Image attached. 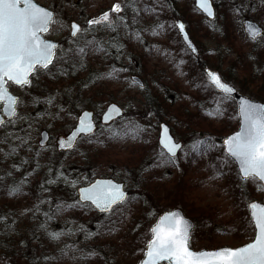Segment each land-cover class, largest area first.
Instances as JSON below:
<instances>
[{
  "label": "rangeland",
  "instance_id": "rangeland-1",
  "mask_svg": "<svg viewBox=\"0 0 264 264\" xmlns=\"http://www.w3.org/2000/svg\"><path fill=\"white\" fill-rule=\"evenodd\" d=\"M37 1L53 9L55 19L63 22L53 24L47 37L62 41L60 54L67 53V62H57L48 74L42 72L33 79L31 87L10 86L20 96L22 104L18 112L25 119L0 129V140L5 141L0 143L2 173L14 174L18 165L29 160L40 173H44L39 179L47 177L48 185L46 181L44 185L53 187L48 193L64 192L67 199L72 196L70 191L76 196L79 186L97 177L123 181L129 190V200L121 211L108 216L116 220L117 231L124 236L133 228V222L142 223L143 214H147L148 219L152 218V223L155 221L157 214H154L152 205L163 210H184L186 206L196 214L202 209L212 212L214 204L221 216L216 226L220 229V223L225 222L224 229L230 231V227L236 225L245 213L241 206L234 205L236 182L234 178L227 177L229 170H234L237 176L238 173L235 165L228 162L221 165L224 172L219 177L214 168L213 172L209 170L208 165L211 158L223 160L222 147L216 143L214 135L223 137L238 127L237 107L234 100L225 98L208 85L197 63L218 70L242 94L264 102V34L257 41H252L243 29L245 19H253L264 27V0H213L217 14L211 21L195 8L194 0H134V3L128 0L129 6L120 13L125 20L118 22L116 31L94 26L86 36L79 38L80 46H84L86 40L96 42L86 47L88 55L84 58H87L89 67L86 66L85 70L76 66L70 69L72 53L68 50L77 46V38L70 36L71 22L87 27L89 19L98 18L105 11L110 12L114 4L123 3V0ZM133 8H138L139 13ZM146 8L152 11H145ZM174 8L177 13L173 12ZM116 15L111 13L113 19ZM177 18L185 23L200 50L201 57L196 64L176 31L174 21ZM97 44L102 45L105 51H98ZM169 50L171 57L161 54ZM140 66L143 67L139 70ZM144 68L147 73L143 72ZM133 75H139L146 87L134 83ZM148 91L153 96L152 100L155 98L160 102L165 98V104L174 108L183 105L188 109L184 108L178 117L166 114L161 108L159 110L162 104H148ZM49 97L54 98L52 104L47 103ZM110 103L122 106L126 114L109 126L99 124L96 133L81 139L72 151L57 154V140L71 130L83 110L93 111L100 121L102 112ZM162 121L167 122L175 137L184 143L176 165L168 162L165 155L160 156L158 125ZM135 125L144 129L137 139L131 136L110 139L108 129L121 130ZM43 130H48L50 140L41 146L39 141ZM197 141L214 144L215 147L206 155H196L192 147ZM12 148L16 151L6 155ZM192 159L191 163L188 162ZM190 179L194 180V185H190ZM247 182L252 193H247L248 201L264 202V190H258L257 182L251 180L242 181L244 190ZM58 185L62 186L61 191L60 187L55 188ZM138 194L145 197L148 209L142 205L140 199L143 198ZM84 212L91 213L90 210ZM210 216L213 217L214 212ZM199 221L202 223L198 239L193 243L192 238L190 243L196 250L224 245L234 247L253 238V235H248L242 241H234L229 234L221 235L214 237L213 247H206L209 237L205 227L207 219L201 217ZM139 226L143 227L142 224ZM145 245L140 253L126 257L125 262L138 264ZM46 260L44 264H52Z\"/></svg>",
  "mask_w": 264,
  "mask_h": 264
},
{
  "label": "snow or ice",
  "instance_id": "snow-or-ice-1",
  "mask_svg": "<svg viewBox=\"0 0 264 264\" xmlns=\"http://www.w3.org/2000/svg\"><path fill=\"white\" fill-rule=\"evenodd\" d=\"M197 5L208 17L214 16L210 0H197ZM128 6V0L116 3L110 12L105 11L98 18L89 19L87 27L84 28L73 22L70 25L71 36L77 38L75 41L77 46L75 49H69L68 52L82 59L86 55V47L96 42L86 40L85 45L80 46L79 38L86 36L94 26H102L116 31L118 22L123 23L125 20V17L120 13ZM133 10L137 14L140 11L138 8H133ZM145 11H152V9L146 8ZM111 13L117 14L115 19L112 18ZM55 16L54 11L39 6L34 0H0V111L3 113L0 115V128H6L8 124L15 125L18 120L25 119L18 112L22 101L9 91L10 83L21 88L31 87L33 79L38 78L42 72L48 74L57 62H67V53L59 54L58 45L45 38V34L50 31L53 24L63 23L57 21ZM176 27L183 34V39L188 47L195 52L196 49L185 32V25L180 23ZM246 31L253 41L262 35L261 30L251 23L246 25ZM97 50L105 51L100 44H97ZM115 71L113 69V72ZM108 75L111 76L112 73ZM207 76L211 85L223 93L225 98L231 97L235 92V88L223 82L217 73L209 71ZM53 100V97H49L47 103L52 104ZM120 112L121 109L112 104L103 113V120L105 123L114 120L116 116L120 115ZM239 114L242 119L240 130L224 141L226 151L225 159L221 161V165L227 164L228 159L231 158L239 165L240 178L243 181L257 182L258 190H264V104L241 99ZM5 116L7 120L4 118ZM78 119L79 124L71 136L66 140L59 141L60 148H72L81 133L86 136L94 134L96 125L91 112L84 111ZM108 131L110 139H123L128 136L137 139L144 129L135 125L133 127L125 126L121 130L110 128ZM168 132V128L163 127L160 143L166 150L168 162L176 165L177 153L182 146L174 142ZM3 142L5 141L0 140V143ZM89 142L92 141L89 140ZM214 147V144L197 141L192 147V152L203 156L212 151ZM15 151L16 149L12 148L11 152L6 155H11ZM164 155V152L160 153L161 157ZM48 182L54 183L55 181ZM73 187H75L74 182ZM20 191L21 188L17 186L10 190L9 195L14 196ZM128 200L129 197L121 184L114 183L112 180H97L88 187L81 188L76 204H68L67 208H73L77 204L82 205L83 202H91L100 213L112 214L121 211L122 206ZM248 208L251 216L250 224L255 232L251 242L236 248L225 246L214 251L199 252L190 248V229L192 227L190 223L179 211L166 213L151 228L152 238L147 245L146 259L141 261V264H163V262L166 264H264V205L251 202ZM62 211H64V207L58 205L57 214ZM4 219V217H0V221ZM40 227L47 232L46 225L42 224ZM68 234L72 235L73 233L69 230ZM48 235L53 240H59L64 233L49 232ZM91 235L89 234V237ZM95 255L97 253L91 251L84 258L87 259Z\"/></svg>",
  "mask_w": 264,
  "mask_h": 264
},
{
  "label": "trees",
  "instance_id": "trees-1",
  "mask_svg": "<svg viewBox=\"0 0 264 264\" xmlns=\"http://www.w3.org/2000/svg\"><path fill=\"white\" fill-rule=\"evenodd\" d=\"M173 12L177 13L176 8H174ZM161 54L171 57V50ZM69 59L70 69L75 66L77 69H86L87 58L83 57L81 59V57L72 54ZM200 65L201 67L204 66V64ZM142 67L140 66L139 70ZM143 72L147 73L145 68ZM149 93V91L146 93L148 104L150 106L158 103L162 104L159 110L162 109L161 111L166 114L178 117L177 115H181L183 113L182 110L186 108L183 105L174 108L173 105L165 104V98L160 100V102H157L155 98L152 100L153 96H150ZM172 109H176V111H172ZM214 137L217 140L216 143L221 146L222 136L217 134ZM221 152V158L224 160L225 154L223 151ZM57 154L61 155L62 153ZM192 161L193 159L188 160L190 163ZM20 162L22 161L20 160ZM228 162L232 164L230 159H228ZM29 166L31 167L29 168ZM17 167L14 174L2 173L0 169V178H2L0 179V217L5 218L0 221V264H44L46 259L52 264H127V261L125 262L124 260L126 257H132L134 254L140 253L144 248V244L150 236L149 228L152 224V218L148 219L147 214L142 215V220H140L142 223L133 222V228L124 236L122 235L123 233L120 234L117 231L118 224L116 220L111 219L108 214L96 213L88 204H77L73 208H67L68 204H76L77 196H75L73 191H70L72 194L70 199H67L64 192L54 195L50 192L48 193L53 187L44 185L45 181L47 184V177L43 176L39 179V176L44 173H40L39 168L29 163V160L23 161ZM51 168L50 173L52 174L53 167ZM208 168L212 172L214 168L216 170L215 173L219 177L223 175H221V172L223 173L224 169L221 168L219 158H211ZM15 174L16 177L14 176ZM227 177L235 179L237 185L235 184L233 190L234 205L241 206L245 213L237 220L238 223L236 225L230 227L229 231L224 229L226 227L225 222H222L224 225L219 222L221 225L220 229L216 226V222L219 221L221 216L217 212L219 209L214 204L213 217L210 216L212 212L204 209L200 210L196 215L193 210L186 206L185 208L183 207L185 212L192 216L196 222L193 243L198 239V229L202 223L199 221L201 217L207 219L205 227L209 237H207L206 247H213L211 243L216 241L214 237L217 236H227L229 234L232 236V240L242 241L248 235L253 234L254 229L250 224L247 209L249 202L247 193L249 195L252 194L251 187H249L247 182V188L244 190L243 183L234 170L233 172L229 170ZM193 182L194 180L190 179V185H194L192 184ZM17 186L21 188V191L14 196L9 195L10 190ZM58 187H60L61 191L62 186L58 185L55 188ZM138 195L143 198L140 199L142 205L148 209L149 206L148 203L146 204L145 197L141 194ZM58 205L64 207V211L59 214H57ZM232 207L234 208L235 206ZM152 208L154 209V214L157 215L164 211L162 207H156L155 205H152ZM89 210L91 213L84 212ZM42 224L46 225L47 232L40 227ZM140 224L143 227L138 228ZM69 230L73 233L72 235L68 234ZM49 232H59L64 233V235L59 240H53L49 237ZM89 234L92 235L89 237ZM91 251H95L97 255L85 259L84 257Z\"/></svg>",
  "mask_w": 264,
  "mask_h": 264
},
{
  "label": "water",
  "instance_id": "water-1",
  "mask_svg": "<svg viewBox=\"0 0 264 264\" xmlns=\"http://www.w3.org/2000/svg\"><path fill=\"white\" fill-rule=\"evenodd\" d=\"M34 2L37 3V4H38L39 6H41V7H45L44 5H42L41 3H39V2L36 1V0H34ZM210 2H211L212 7H213V12H214V16H213V17H208L207 14H206L202 9H200V8L198 7V5H197V0H195V6H196V7H197L202 13H204L208 19L213 20V19L216 17V10H215V7H214V4H213L212 0H210ZM45 8H48V7H45ZM48 9H49V10H52V9H50V8H48ZM52 11H54V10H52ZM72 23H73V22H72ZM180 23H183L180 19H177V20L175 21V24H176V25H178V24H180ZM249 23H251L252 25H254L255 27H257L258 29H260V30H261V33H263V28H262L257 22H255V21H253V20H250V19H247V20L244 21V29H245V31H246V25L249 24ZM183 24H184V23H183ZM177 29H178V27H177ZM178 31H179V29H178ZM185 32L188 34L189 39H190V41H191L193 47L196 49L195 52H193V51L191 50L192 53L198 56V55H199L198 49H197V47L195 46V44L193 43V41H192V39H191V37H190V35H189V33H188L186 27H185ZM246 33H247V31H246ZM179 34H180V36H181L182 39H183V34L180 33V32H179ZM247 34H248V33H247ZM248 36H249V35H248ZM249 37H250V36H249ZM48 40L51 41V42L56 43V44L58 45V47L60 46V42H59V41H55V40H52V39H48ZM183 41H184V39H183ZM184 43H185L186 46L188 47V44H187L185 41H184ZM188 48H189V47H188ZM190 49H191V48H190ZM209 71H211V72H215V73H217V74L221 77V75H220L219 72H217V71H213V70H211V69L206 68L204 72H205L206 78H207V80H208L209 83H210V81H209L208 76H207V73H208ZM132 79H133L134 82H136V83L139 84L140 86H141V85L144 86V82L140 79L139 76L134 75V76L132 77ZM221 79H222V77H221ZM222 81L225 82V83H227L229 86L234 87L232 84H230V83L224 81L223 79H222ZM210 84H211V83H210ZM234 88H235V87H234ZM215 89H216V88H215ZM216 90H217V89H216ZM9 91H10L12 94H14L10 89H9ZM217 91H219V90H217ZM219 92H220V91H219ZM222 94H223V93H222ZM14 95H15L16 97L19 98L18 95H16V94H14ZM232 97H234L235 100H236V102H237V111H238V116H239V128H238L235 132H233V133H231V134H229V135H227L226 137L223 138V140H222V145H223V148H224V152L226 151V149H225V145H224V141H225L229 136H232V135H234L236 132H238V131L240 130V127H241V124H242V119H241L240 114H239V103H240V100H241V99H247V100H250V101L253 102V103L264 104V103H262V102H260V101H255V100L251 99L250 97H247V96H245V95H242V94L238 93V91H237L236 88H235V92L232 94ZM112 104L117 105V107L121 109L120 115H119V116H116L115 119H114V120H116V119H118L119 117H121V116L124 114V110H123V108H122L120 105H118V104H116V103H110V104L107 106V108L104 110V112H105V111H106V110H107ZM84 111H89V110H84ZM84 111H83V112H84ZM83 112H82V113H83ZM89 112H91V113L93 114L92 111H89ZM104 112H103V113H104ZM82 113H81L80 115H82ZM103 113H102V116H101V121H102L103 124H109V123H111V122L114 121V120H111V121H108L107 123H105V121L103 120ZM0 115H3L2 111H0ZM4 118L7 119L6 116H5ZM78 118H79V117H78ZM93 119H94V115H93ZM94 122H95V120H94ZM78 124H79V119L77 120V123H76L75 127L72 128L71 131H70L66 136L61 137V138L58 139V141H57V149H58V151H68V150L72 149V148L75 146V144H76L77 140L79 139V137H80L81 135H85L84 133H81L80 136L77 137V140L75 141L74 146H73L72 148H60V147H59V141H60L61 139H65V140H66L67 138H69V137L71 136V133L75 130L76 126H78ZM95 125H96V126H95V128H94V132H95V130H96V128H97V124H96V122H95ZM163 127H167V128H168V130H169L168 134L173 138V141H174V142L179 143L181 146H183L182 142H180V141H176V139L174 138V136H173L172 133H171V129H170V127L168 126V124H166L165 122H162V123L160 124V132H159L158 143H159V145L161 146V148H162L165 152H166V150L163 148V146H162L161 143H160L161 136L163 135ZM85 136H86V135H85ZM49 139H50V134H49L48 130H43V131L41 132V139H40V141H39V144H40L41 146H43V145H45V144L49 141ZM179 152H180V151H178L177 155L179 154ZM233 162L235 163L236 168H237L238 173H239V165H238L234 160H233ZM239 175H240V173H239ZM97 180H112L114 183H118V184H121L122 186H124V190L126 191L127 195L129 194V191L125 188V184H124L123 182H119V181H117L116 179L111 178V177H98V178H95V179H94L92 182H90L89 184L82 185V186L78 187V189H77V196H78V199H79V190H80L81 188L88 187L90 184L96 182ZM251 202H255V203H259V204H261V205H264L263 202H260V201H258V200H252ZM251 202H249V203H251ZM87 203L90 204V205H92L91 202H83V204H87ZM248 205H249V204H248ZM92 206L94 207V205H92ZM94 208H95V207H94ZM248 210H249V208H248ZM97 211H98V210H97ZM170 211H179V212L181 213V215H182V216H183V217H184V218L190 223V225L192 226L191 229H190V237H191V236H192V231H193V229H194V222H193L188 216H186L185 213L183 212V210L180 209V208H175V209H171V210H167V211L162 212V213L157 217L156 221L153 223V225L151 226V228H152L153 226H155V225L158 223V221H159V219H160L161 216L165 215L166 213H168V212H170ZM98 212H99V211H98ZM99 213H100V212H99ZM249 216H250V211H249ZM250 218H251V216H250ZM150 231H151V230H150ZM150 233H151V232H150ZM254 236H255V232H254ZM151 238H152V233L150 234V238H149V240H148L147 243H146V247H145V250H144V255H143V257L140 259L139 264H141V261H143L144 259H146L145 252H146V250H147V245H148L149 241L151 240ZM253 239H254V237H253ZM253 239H252V240H253ZM190 240H191V238H190ZM252 240H251V241H252ZM251 241H249V242H251ZM249 242H247V243H249ZM247 243H244V244H242V245H240V246H243V245H245V244H247ZM225 246H227V245H225ZM225 246H221V247L213 248V249H206V248H204V249H200V250H195V249H193L191 246H190V248H191V250H193V251L199 252V251H205V250H206V251H214V250L220 249V248L225 247ZM240 246H237V247H240ZM227 247H231V246H227ZM232 248H236V247H232ZM163 264H166V262H163Z\"/></svg>",
  "mask_w": 264,
  "mask_h": 264
},
{
  "label": "flooded vegetation",
  "instance_id": "flooded-vegetation-1",
  "mask_svg": "<svg viewBox=\"0 0 264 264\" xmlns=\"http://www.w3.org/2000/svg\"><path fill=\"white\" fill-rule=\"evenodd\" d=\"M250 20H253V19H250ZM253 21H255V20H253ZM255 22H257V21H255ZM258 23V22H257ZM258 24H260V23H258ZM261 25V24H260ZM262 26V25H261ZM264 28V27H263ZM264 34V33H263ZM238 123H239V120H238Z\"/></svg>",
  "mask_w": 264,
  "mask_h": 264
}]
</instances>
